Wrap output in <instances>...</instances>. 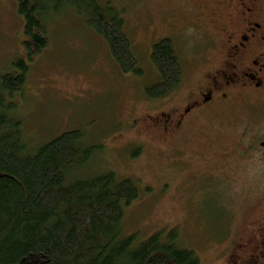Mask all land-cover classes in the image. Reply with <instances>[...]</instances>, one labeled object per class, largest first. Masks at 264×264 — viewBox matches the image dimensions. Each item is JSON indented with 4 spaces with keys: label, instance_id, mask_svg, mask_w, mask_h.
<instances>
[{
    "label": "rangeland",
    "instance_id": "374dc122",
    "mask_svg": "<svg viewBox=\"0 0 264 264\" xmlns=\"http://www.w3.org/2000/svg\"><path fill=\"white\" fill-rule=\"evenodd\" d=\"M100 2L120 9L144 73H123L105 39L85 22V12L71 6L54 16L48 47L29 61L26 87L16 97L13 113L22 119L32 148L63 131L84 132L85 144L95 145L96 152L73 170L75 176L112 170L120 178L139 183L140 197L125 211L123 236L137 234L142 241L156 232L167 236L174 231L177 243L194 250L202 264H223L231 248L244 239L256 240L247 225L264 211V163L251 153L246 168L233 159L228 180L235 203L231 230L225 234L224 226L216 224L219 213L203 196L201 186L206 181L194 174L191 165L186 168L190 160L179 152L181 148L192 154L201 136L187 132L179 140L164 139L154 129H143L146 115L165 109V102L149 100L146 87L160 79L151 58L152 45L167 36L165 19L179 1ZM24 39L17 0H0V72L10 70L16 58L26 57ZM207 44L208 37L197 32L186 31L178 37L185 69L180 90L203 71L201 47ZM231 107L217 114L214 123L228 125L230 119L237 128L247 124L248 143L255 147L264 134L261 112L245 100H237ZM231 143L233 147L237 143L234 136Z\"/></svg>",
    "mask_w": 264,
    "mask_h": 264
},
{
    "label": "trees",
    "instance_id": "16d2710c",
    "mask_svg": "<svg viewBox=\"0 0 264 264\" xmlns=\"http://www.w3.org/2000/svg\"><path fill=\"white\" fill-rule=\"evenodd\" d=\"M71 6L85 12L123 73H144L120 9L100 0H17L26 57L0 72V264H202L194 250L177 243L174 231L142 241L137 234L123 236L126 208L139 199L141 186L112 170L75 176L73 170L96 152L82 130L63 131L32 148L13 113L29 61L48 47L54 16ZM151 58L160 79L146 93L161 98L179 87L184 66L171 38L154 42Z\"/></svg>",
    "mask_w": 264,
    "mask_h": 264
},
{
    "label": "flooded vegetation",
    "instance_id": "af4514ba",
    "mask_svg": "<svg viewBox=\"0 0 264 264\" xmlns=\"http://www.w3.org/2000/svg\"><path fill=\"white\" fill-rule=\"evenodd\" d=\"M178 1L165 19L167 36L162 38H171L180 53L177 39L186 31L207 36L208 44L201 47L204 54L200 57L204 69L185 90H180L184 69L179 87L161 98L150 97L151 101L165 102V109L146 115L143 129H154L164 139L179 140L187 132L201 136L192 154L181 148L179 152L190 160L186 168L191 165L194 174L206 181L201 186L203 196L214 205L219 213L216 224L224 226L227 234L235 203L228 180L233 174V159L246 168L251 153L264 163V134L250 147L247 124L237 128L229 119L228 125H218L214 117L227 107L231 109L235 101L245 100L261 112L264 121V0ZM180 57L184 66L181 53ZM233 136L237 142L234 147ZM248 227L255 242L244 239L231 248L223 264H264V211Z\"/></svg>",
    "mask_w": 264,
    "mask_h": 264
}]
</instances>
